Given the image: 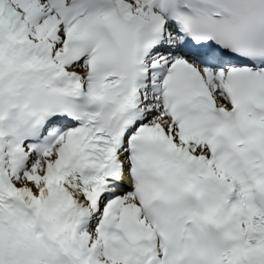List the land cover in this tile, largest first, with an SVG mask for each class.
<instances>
[{"label":"snow or ice","instance_id":"obj_1","mask_svg":"<svg viewBox=\"0 0 264 264\" xmlns=\"http://www.w3.org/2000/svg\"><path fill=\"white\" fill-rule=\"evenodd\" d=\"M0 264H264V0H0Z\"/></svg>","mask_w":264,"mask_h":264}]
</instances>
